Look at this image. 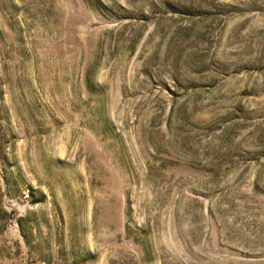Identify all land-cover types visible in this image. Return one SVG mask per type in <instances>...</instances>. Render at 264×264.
<instances>
[{
    "label": "rangeland",
    "instance_id": "obj_1",
    "mask_svg": "<svg viewBox=\"0 0 264 264\" xmlns=\"http://www.w3.org/2000/svg\"><path fill=\"white\" fill-rule=\"evenodd\" d=\"M0 264H264V0H0Z\"/></svg>",
    "mask_w": 264,
    "mask_h": 264
}]
</instances>
